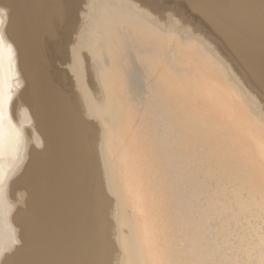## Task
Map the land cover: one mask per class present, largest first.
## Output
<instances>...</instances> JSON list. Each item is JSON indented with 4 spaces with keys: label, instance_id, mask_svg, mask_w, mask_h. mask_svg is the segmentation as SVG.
Here are the masks:
<instances>
[{
    "label": "bare ground",
    "instance_id": "1",
    "mask_svg": "<svg viewBox=\"0 0 264 264\" xmlns=\"http://www.w3.org/2000/svg\"><path fill=\"white\" fill-rule=\"evenodd\" d=\"M84 1L0 0V264H111V204L116 264H264V56L184 4Z\"/></svg>",
    "mask_w": 264,
    "mask_h": 264
},
{
    "label": "rangeland",
    "instance_id": "2",
    "mask_svg": "<svg viewBox=\"0 0 264 264\" xmlns=\"http://www.w3.org/2000/svg\"><path fill=\"white\" fill-rule=\"evenodd\" d=\"M137 1V0H136ZM155 3H154V5H156L157 6V9H158V11H159V13H160V15H158V16H156V17H158V19L159 20H161V21H163V22H165V20H167V18L169 17V16H173V18H175V19H177V20H181V17L179 16V15H177L176 13V11H179L180 10V4H184L183 6L184 7H182L181 9H182V12L184 11V13H182L181 11H179L180 13H182L183 15L185 14V12H186V14L185 15H187V17H189L190 18V16H191V12H192V19H193V17H195L194 19H193V23H194V25H193V23H187L186 24V26H189V27H196V25L198 26V23H200L199 24V26L201 27V28H204V29H206V30H210L211 32H212V30L210 29V26H209V22L208 23H206L208 20H212L213 18V20L215 21L214 23L216 24L218 21V24L220 25V26H223L224 27V30L227 32V34L229 35V36H231V37H233V38H235L236 40H238V41H240V44L241 45H243L244 46V48L245 49H247V50H249V51H252V52H254L255 50V52L254 53H258V54H254V55H258V56H264V25L262 26V24H258V22H256V19H255V17H256V15H257V12L255 13H253V15H254V18H250V19H248V17L249 16H247V18H246V23H243V22H241V23H243V25H245L244 27H246V30L244 29V30H239L238 28H236V27H234V26H231V25H226V24H223V23H225V21H223V19H222V16H227L228 15V9H229V7H232V6H236L235 8H237V6L239 5H241V4H246V5H250V6H252V7H255L256 8V6H259L261 9H263L264 10V0H238V1H236V0H205V1H201V2H198V3H195V2H192L191 0L189 1V0H164L165 2H163V0H157L158 2H160V3H158L156 0H153ZM152 1V2H153ZM189 1V2H188ZM233 1H234V3H233ZM236 1V2H235ZM243 1V2H242ZM246 1V2H245ZM254 1V2H253ZM78 2H79V9H78V14H77V20H78V25L79 24H81L80 22H81V17H80V14L83 12V10L85 9V6H86V3H85V1L84 0H78ZM191 2V3H190ZM162 3V4H161ZM187 3H189V4H187ZM215 3H216V5H215ZM224 5H223V4ZM258 3V4H257ZM198 4H200V5H198ZM206 4V5H205ZM214 4V5H213ZM251 4H253V5H251ZM160 5V6H159ZM162 5H163V7H162ZM177 6V8H179V9H177L176 8V6ZM185 5H187V6H185ZM196 5V6H195ZM223 5V6H222ZM255 5V6H254ZM6 6V5H5ZM155 6V7H156ZM158 6H159V8H158ZM165 6V7H164ZM210 6H211V8H210ZM220 6V7H219ZM160 7H161V9H162V11L160 10ZM186 7V8H185ZM191 7V8H190ZM194 9H193V8ZM197 7V8H196ZM165 8V9H164ZM200 8V9H199ZM206 8V9H205ZM185 9H187V10H185ZM191 9V10H190ZM198 9V11H196ZM217 9V10H216ZM191 12H190V11ZM203 11V13H202V11ZM211 10V11H210ZM217 12H216V11ZM187 12H188V14H187ZM213 12V13H212ZM216 12V13H215ZM218 12H220V13H218ZM222 12H224V13H222ZM225 12H226V14H225ZM158 13V14H159ZM210 13V14H209ZM190 14V15H189ZM230 14V13H229ZM184 15V16H185ZM197 15V16H196ZM209 15V16H208ZM218 15V16H217ZM182 16V15H181ZM198 16H200V17H198ZM220 16V17H219ZM230 16H231V18H232V16H233V13H231L230 14ZM183 17V16H182ZM198 17V19H196ZM202 20H201V19ZM217 18V19H216ZM219 18V19H218ZM257 18V17H256ZM206 19V20H205ZM251 19H252V21H251ZM198 20L200 21V22H198ZM221 20V21H220ZM240 20V19H239ZM182 21V20H181ZM198 22V23H197ZM234 22V21H233ZM250 22V23H249ZM260 22V21H259ZM197 23V24H196ZM201 23H203V25L201 24ZM253 23V24H252ZM256 23V24H255ZM250 24V25H249ZM252 25V26H251ZM254 25V26H253ZM256 25V26H255ZM202 26H204V27H202ZM250 26V27H249ZM228 27H229V29H228ZM248 30V31H247ZM251 30V31H250ZM224 31V32H225ZM237 31H238V33H237ZM225 32V33H226ZM232 32V33H231ZM213 33V32H212ZM73 34H75V32L73 33ZM240 34V35H239ZM246 34V35H245ZM72 37H71V39H70V43L68 44V46L66 47V54H65V58H64V60L62 61V63L61 64H59V65H57L58 66V68L60 69V70H62V71H65V72H67V75H68V77L70 78V82H71V84H72V90H73V92L76 90V88H75V86H74V82H73V74H71L69 71H68V67L69 66H71V64H72V62H71V57H70V52H69V46L72 44V42H74V40H73V38H74V36L73 35H71ZM215 36V35H214ZM218 37V36H217ZM219 40V39H218ZM251 40V41H250ZM246 43H245V42ZM257 41V42H256ZM248 42H249V45H248ZM253 42V43H252ZM222 43V42H221ZM245 43V44H244ZM263 43V44H262ZM255 45H256V47H255ZM254 46V47H253ZM252 47V48H251ZM261 47V48H260ZM260 48V49H259ZM84 53V52H83ZM86 54H84V56H85ZM86 60L88 61V64H89V66H90V70H91V72H94V67H93V64L90 62V60H89V57L86 55ZM85 60V59H84ZM83 60V61H84ZM84 67H85V64H84ZM96 92H97V90L96 89H94ZM91 91V90H90ZM78 95H79V93L77 92V91H75ZM262 96V98L264 99V96L263 95H261ZM78 104H79V106H80V108L82 109V111H83V109H84V106H83V102H82V99H81V97L79 96L78 97ZM261 101V100H260ZM264 100L263 101H261V103H262V105H264ZM96 124V130H95V147H96V153H97V158H98V163H99V167H100V172L103 174V170H102V164H101V161H100V157H99V152H98V144H99V142H100V135H99V131H98V129H99V127H98V124H97V122H95ZM34 149H36L35 148V146H34ZM37 150V149H36ZM37 151H39V149L37 150ZM102 177H104L103 175H102ZM104 180V179H103ZM105 193H106V196H108L107 194V192H106V190H105ZM15 197V196H14ZM14 201H17V200H14ZM16 203V205H17V208H18V206L19 207H21V205L19 204V202H15ZM112 207H113V204H111V206H110V212H109V219H110V229H109V239H110V242H111V244H112V246H113V251H114V253L112 252V260H111V264H116V262H117V258H118V250H117V247H116V243H115V240H114V237H115V230H114V223H113V220H112V217H111V211L113 210L112 209Z\"/></svg>",
    "mask_w": 264,
    "mask_h": 264
},
{
    "label": "snow or ice",
    "instance_id": "3",
    "mask_svg": "<svg viewBox=\"0 0 264 264\" xmlns=\"http://www.w3.org/2000/svg\"><path fill=\"white\" fill-rule=\"evenodd\" d=\"M12 49H8L9 57H11ZM12 101L11 95H0V121L3 119V110L10 104ZM0 151H2V144H0Z\"/></svg>",
    "mask_w": 264,
    "mask_h": 264
}]
</instances>
